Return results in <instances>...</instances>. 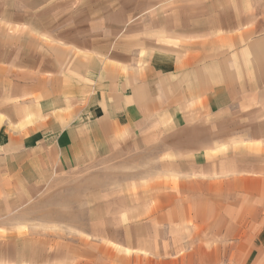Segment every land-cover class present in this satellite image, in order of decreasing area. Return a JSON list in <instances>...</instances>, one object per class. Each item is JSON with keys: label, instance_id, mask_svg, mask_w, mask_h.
<instances>
[{"label": "rangeland", "instance_id": "obj_1", "mask_svg": "<svg viewBox=\"0 0 264 264\" xmlns=\"http://www.w3.org/2000/svg\"><path fill=\"white\" fill-rule=\"evenodd\" d=\"M262 39L264 0H0V119L88 95L123 124L0 201V264H264ZM93 56L114 79L88 92Z\"/></svg>", "mask_w": 264, "mask_h": 264}, {"label": "crops", "instance_id": "obj_2", "mask_svg": "<svg viewBox=\"0 0 264 264\" xmlns=\"http://www.w3.org/2000/svg\"><path fill=\"white\" fill-rule=\"evenodd\" d=\"M247 20L248 18L241 21V28L247 30L244 32L242 40L246 39V36L251 32L258 31L255 26L252 27L253 29H245ZM262 41L254 40L249 44L257 61H259L258 57L263 54L264 42L262 43ZM68 43L80 42L68 39ZM75 47L81 49L77 45ZM77 54H73L71 57L74 60L77 59L75 63L82 65L83 63L78 61V58L80 60L81 58ZM91 59L92 61L85 65L87 69L84 68L83 75L78 74L80 77L77 76L78 82L83 84V88L88 92L96 90L100 82L114 79L112 73L106 71V74L104 73L106 68L102 67L101 61L97 60L95 56ZM68 81L64 84L67 85ZM64 89L61 88L59 91ZM27 91L30 93L29 90ZM32 92L41 93L42 91L33 88ZM148 94V87L140 86L134 91L133 98H127L126 101L130 100L132 105L152 103L153 97L150 98ZM20 98L18 97V99ZM121 102L122 100L114 101V105L121 104ZM15 105L16 115H5L4 119H0V201L8 199L9 194L18 189V187L14 188L16 185L23 190L25 198H31L27 192H31L33 189H44L48 173L57 172V170L59 172L62 168L71 165L63 167V163L78 165L81 155L90 153V145L88 146L86 141L82 145L80 139L87 140L90 144V139L97 138L102 141L105 138L102 129L93 132L94 126L98 125L102 128L101 123L109 122V120L116 123L110 119V114L113 113L106 109L107 103L99 96L90 98L87 95L82 99L72 98V100L66 96L49 97L44 100L40 99V101L34 100ZM69 107H73L74 111L71 112ZM149 108L147 106L145 109L149 110ZM138 110L139 108L136 111ZM116 125L118 126L116 135H121L123 131L119 132L121 130L119 125L123 124L119 120ZM88 155L91 156V154ZM74 162L76 163L73 164ZM262 245L264 244L262 243Z\"/></svg>", "mask_w": 264, "mask_h": 264}]
</instances>
